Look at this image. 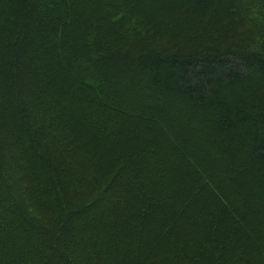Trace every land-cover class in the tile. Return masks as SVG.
<instances>
[{
  "label": "trees",
  "instance_id": "16d2710c",
  "mask_svg": "<svg viewBox=\"0 0 264 264\" xmlns=\"http://www.w3.org/2000/svg\"><path fill=\"white\" fill-rule=\"evenodd\" d=\"M253 8L0 0V264H264ZM179 17L186 44L143 42Z\"/></svg>",
  "mask_w": 264,
  "mask_h": 264
},
{
  "label": "rangeland",
  "instance_id": "374dc122",
  "mask_svg": "<svg viewBox=\"0 0 264 264\" xmlns=\"http://www.w3.org/2000/svg\"><path fill=\"white\" fill-rule=\"evenodd\" d=\"M250 13L256 27V23H258L259 20L264 21V8H253L250 10ZM102 21L104 23V20ZM151 25H158L162 27V30L161 28L154 29L153 32L148 33V37L150 38L144 37V39H142L143 42H147L150 46L161 47L165 45L166 47H178L186 44L187 39L184 29L189 25L186 19L179 17L172 20L153 21ZM146 27L148 26H145V28ZM163 29H167V31H163ZM245 30H247L245 21L243 23L238 21L233 27L227 26V37L232 42H243L245 39L243 31ZM123 31H125V29H122V33ZM128 35L136 37L130 31H128ZM122 42L125 43V40L122 39Z\"/></svg>",
  "mask_w": 264,
  "mask_h": 264
}]
</instances>
